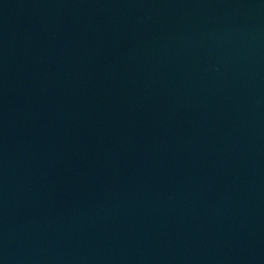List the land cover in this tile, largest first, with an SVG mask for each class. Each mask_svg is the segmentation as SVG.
Listing matches in <instances>:
<instances>
[{
    "label": "water",
    "instance_id": "obj_1",
    "mask_svg": "<svg viewBox=\"0 0 264 264\" xmlns=\"http://www.w3.org/2000/svg\"><path fill=\"white\" fill-rule=\"evenodd\" d=\"M0 264H264V0H0Z\"/></svg>",
    "mask_w": 264,
    "mask_h": 264
}]
</instances>
